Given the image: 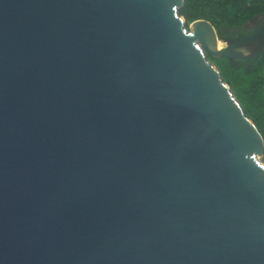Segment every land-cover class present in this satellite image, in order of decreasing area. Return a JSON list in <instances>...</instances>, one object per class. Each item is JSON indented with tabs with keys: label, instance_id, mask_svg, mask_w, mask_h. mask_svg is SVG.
Masks as SVG:
<instances>
[{
	"label": "water",
	"instance_id": "1",
	"mask_svg": "<svg viewBox=\"0 0 264 264\" xmlns=\"http://www.w3.org/2000/svg\"><path fill=\"white\" fill-rule=\"evenodd\" d=\"M183 4L0 0V264H264V139L208 57L264 24Z\"/></svg>",
	"mask_w": 264,
	"mask_h": 264
},
{
	"label": "trees",
	"instance_id": "2",
	"mask_svg": "<svg viewBox=\"0 0 264 264\" xmlns=\"http://www.w3.org/2000/svg\"><path fill=\"white\" fill-rule=\"evenodd\" d=\"M179 13L187 24L199 18L210 21L219 39L243 38L264 24V0H184ZM256 17L263 20L254 25ZM208 57L264 139V48L250 59Z\"/></svg>",
	"mask_w": 264,
	"mask_h": 264
},
{
	"label": "flooded vegetation",
	"instance_id": "3",
	"mask_svg": "<svg viewBox=\"0 0 264 264\" xmlns=\"http://www.w3.org/2000/svg\"><path fill=\"white\" fill-rule=\"evenodd\" d=\"M262 20L263 19H260L259 17H256L255 19H253V24L256 25V23H260Z\"/></svg>",
	"mask_w": 264,
	"mask_h": 264
},
{
	"label": "bare ground",
	"instance_id": "4",
	"mask_svg": "<svg viewBox=\"0 0 264 264\" xmlns=\"http://www.w3.org/2000/svg\"><path fill=\"white\" fill-rule=\"evenodd\" d=\"M219 45H220V46H222V47H224V46H225V45H224V43H220Z\"/></svg>",
	"mask_w": 264,
	"mask_h": 264
},
{
	"label": "rangeland",
	"instance_id": "5",
	"mask_svg": "<svg viewBox=\"0 0 264 264\" xmlns=\"http://www.w3.org/2000/svg\"><path fill=\"white\" fill-rule=\"evenodd\" d=\"M212 58V57H211Z\"/></svg>",
	"mask_w": 264,
	"mask_h": 264
}]
</instances>
